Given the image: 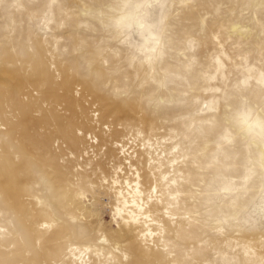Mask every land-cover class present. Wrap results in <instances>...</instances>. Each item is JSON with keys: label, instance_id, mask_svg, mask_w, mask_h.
<instances>
[{"label": "rangeland", "instance_id": "obj_1", "mask_svg": "<svg viewBox=\"0 0 264 264\" xmlns=\"http://www.w3.org/2000/svg\"><path fill=\"white\" fill-rule=\"evenodd\" d=\"M0 264H264V0H0Z\"/></svg>", "mask_w": 264, "mask_h": 264}, {"label": "bare ground", "instance_id": "obj_2", "mask_svg": "<svg viewBox=\"0 0 264 264\" xmlns=\"http://www.w3.org/2000/svg\"><path fill=\"white\" fill-rule=\"evenodd\" d=\"M16 186V189H17V187H18V185H15ZM20 187V186H19ZM27 188V187H26ZM15 190V189H14ZM25 190V188H23V187H20V188H18L17 190H15V191H12L13 192V197L14 198H18L19 197V195H21L22 194V191H24ZM81 191L79 190V193H80ZM78 193V194H79ZM19 199V198H18ZM121 210H118V212H120Z\"/></svg>", "mask_w": 264, "mask_h": 264}]
</instances>
